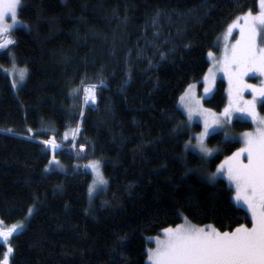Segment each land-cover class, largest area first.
<instances>
[{
  "label": "trees",
  "instance_id": "trees-1",
  "mask_svg": "<svg viewBox=\"0 0 264 264\" xmlns=\"http://www.w3.org/2000/svg\"><path fill=\"white\" fill-rule=\"evenodd\" d=\"M249 9L258 11V0H21L25 26L0 50V220L16 223L33 211L10 239V264H148L147 238L185 217L221 231L251 227L227 178L208 175L241 141L217 131L206 161L186 151L201 124L184 127L178 104L208 75L209 51L221 55L229 25ZM13 56L28 70L17 88L5 72ZM246 79L262 83L258 74ZM88 84L97 100L85 105ZM227 103L220 77L204 104ZM232 128L255 124L235 119ZM52 137L60 163L48 167L53 152L44 141ZM94 159L108 184L91 199L84 165ZM6 251L0 240V259Z\"/></svg>",
  "mask_w": 264,
  "mask_h": 264
},
{
  "label": "snow or ice",
  "instance_id": "snow-or-ice-1",
  "mask_svg": "<svg viewBox=\"0 0 264 264\" xmlns=\"http://www.w3.org/2000/svg\"><path fill=\"white\" fill-rule=\"evenodd\" d=\"M20 5L21 0H0V50L14 45L11 31L16 26H25L24 21L17 18ZM9 17L12 23H8ZM240 19L243 23H238ZM235 27L239 28V37L234 43L225 44L221 59L217 60L215 54L209 51L216 69L209 68L208 75L204 77V91L207 93V85L214 82L215 71H223L227 75V105L221 113L204 108L200 98L192 92L193 86L189 85L188 91L180 97L187 116L181 123L184 127H191L193 120L203 121V130L193 134L195 143L190 137L184 142V148L194 151L206 161L216 151L208 146L206 138L210 133L224 130L225 137L230 139L232 134L226 129L234 113L247 114L255 122L254 129L240 134L243 146L226 156L216 171L208 174L213 181L218 176L227 177L234 186L235 201L243 203L251 213V227L239 224L230 231H221L213 225L193 224L185 217L184 223L163 228V235L147 238L149 241L154 239L156 245L146 249L148 264H264V115L257 109L258 104L264 107V82L255 85L245 79L249 73L264 76V43L261 42L264 41V0H258V11L249 9L242 17H237L229 25L228 32L231 33ZM9 55L12 56L11 53ZM5 72L13 76V86L18 80L22 83L28 74L27 68L17 70L14 56L13 67L5 69ZM100 83L102 85L103 81ZM96 88L94 84L83 85L85 105L96 100ZM248 89H251V98L244 95ZM72 92L76 95L80 88H74ZM44 144L49 145L53 152L48 167L58 166L60 162L55 155V137L45 140ZM79 148L84 149L85 145L80 144ZM84 167L94 173L88 187L91 197L94 192L107 186L108 178L100 160H88ZM23 227L21 223L5 228L0 221V238L7 241ZM12 254L13 247L9 243L0 264H10Z\"/></svg>",
  "mask_w": 264,
  "mask_h": 264
},
{
  "label": "rangeland",
  "instance_id": "rangeland-1",
  "mask_svg": "<svg viewBox=\"0 0 264 264\" xmlns=\"http://www.w3.org/2000/svg\"><path fill=\"white\" fill-rule=\"evenodd\" d=\"M18 8H19V6H18ZM18 8H17V18H18V20H21L20 18H19V15H18ZM8 23H12V21H11V19H10V17L8 18ZM243 23V22H242ZM17 27V26H16ZM15 27V28H16ZM234 29V28H233ZM238 31H239V29H238ZM232 33H233V30L231 31V33H229L228 31H226L225 32V34L223 35V37H222V53H221V55L220 56H216V59L217 60H219V59H221V57H222V54H223V50H224V46H225V44H231V43H234L235 42V40L239 37V32L238 33H235V37L232 35ZM234 37V38H233ZM262 43H264V41H261ZM210 59H211V64H210V67L209 68H213L214 70L216 69V65L213 63V59H212V57H210ZM23 68H26V67H23ZM18 69H20V68H17V70ZM208 72H209V70H208ZM207 72V73H208ZM256 74H258V75H260L259 73H249L248 74V76L249 75H256ZM248 76H246L245 77V79L248 77ZM11 77H12V75H11ZM16 77H17V79H18V71H17V73H16ZM220 77H223L225 80H227V84H228V78H227V75L225 74V73H223V71H215V79H214V82H212V83H209L207 86L209 87V91L207 92V93H205V91H204V89H205V86H206V83H205V81H204V78L202 79V80H199V81H196V82H194V83H192V84H190V85H192L193 86V88H192V92L194 93V95L196 96V97H198V98H200V102H201V104L203 105V107L204 108H207V109H211V110H213L214 112H216V113H221L222 111H223V109H221V110H216V109H214V108H211V107H209V106H207V105H205L204 104V99H206V98H208V97H210V96H212V94H213V92H214V90H215V88H216V85H217V80L220 78ZM262 77V82H264V76H261ZM247 80V79H246ZM201 83H203V85H201ZM255 85H257V84H255ZM19 85H18V83L15 85V88H17ZM188 88H189V86L185 89V91L180 95V97L182 96V95H184L187 91H188ZM228 88H229V84H228ZM244 95H245V97H247V98H251V89H248V90H245V93H244ZM180 97H179V100H178V104H179V107L183 110V104H182V102L180 101ZM227 105V104H226ZM257 109H258V111L260 112V109H259V107H258V105H257ZM184 111V110H183ZM185 112V111H184ZM185 114H186V112H185ZM260 114L261 115H264V113H262V112H260ZM245 118V119H248V120H251L248 116H247V114H244V113H234L233 114V116H232V118H231V120H230V126L226 129V131H228L229 133H231L232 134V137H231V139H235V140H239V141H241V147L243 146V142H242V139H241V136H240V134H242V133H244L245 131H247V130H243V131H235V130H233V128H232V122L235 120V119H241V118ZM252 121V120H251ZM194 122H197V123H200L201 124V130L200 131H202L203 130V121L202 120H193L192 121V123H194ZM253 123L255 124V122L253 121ZM254 129V128H253ZM249 130H252V129H249ZM200 131H197L196 133H198V132H200ZM221 132H223L224 133V135H225V131L224 130H221ZM211 134V133H210ZM206 140H207V144H208V146L209 147H212L210 144H209V142H208V137L206 138ZM193 144L195 143V137H194V139H193ZM212 148H214V147H212ZM214 149H216V148H214ZM217 151V150H216ZM216 151L210 156V157H212L215 153H216ZM209 157V158H210ZM94 160H100V159H94ZM101 162H102V160H100ZM102 167H103V163H102ZM90 172H91V170H89ZM215 171H216V169H215ZM214 171V172H215ZM92 173V172H91ZM226 177V176H225ZM93 178H94V173H92V180H93ZM227 178V177H226ZM228 180V179H227ZM91 183H92V181H91ZM90 183V184H91ZM230 183V182H229ZM230 185H231V187L234 189V186L230 183ZM105 188V187H104ZM98 192H100V190H98V191H96V192H94L92 195H91V197H90V195H89V197L92 199ZM233 198H234V194H233ZM234 201H235V198H234ZM237 204H239V205H241V206H243V207H245L244 205H243V203H240V202H237V201H235ZM246 208V207H245ZM247 209V208H246ZM32 211H33V209H32ZM249 211V210H248ZM32 214V212L31 213H29L28 212V216H27V218L26 219H28V217H30V215ZM26 219H24V220H20L19 222H16V223H12V224H6V223H4V222H2V226L3 227H5V228H8V227H11L12 225H14V224H23L24 225V227L21 229V230H19L18 232H16V233H19V232H21L24 228H25V226H26ZM188 220V219H187ZM1 221V220H0ZM185 222V219H183V221H181L180 223H178V224H182V223H184ZM190 222V221H189ZM192 223V222H191ZM194 224V223H193ZM174 227V226H173ZM16 233H13V235L14 234H16ZM158 235H163V233L161 232V234H158ZM155 236H157V235H153V236H150V237H155ZM11 237L12 236H10L9 238H8V240L7 241H4L2 238H0V240L2 241V242H4L5 244H6V246H7V244H9L10 243V239H11ZM151 242V244L148 246V248H154L156 245H155V241H154V239L153 240H151L150 241ZM11 244V243H10ZM148 263V262H147Z\"/></svg>",
  "mask_w": 264,
  "mask_h": 264
},
{
  "label": "bare ground",
  "instance_id": "bare-ground-1",
  "mask_svg": "<svg viewBox=\"0 0 264 264\" xmlns=\"http://www.w3.org/2000/svg\"><path fill=\"white\" fill-rule=\"evenodd\" d=\"M244 127V126H243ZM197 207V206H196ZM189 216V215H188Z\"/></svg>",
  "mask_w": 264,
  "mask_h": 264
}]
</instances>
